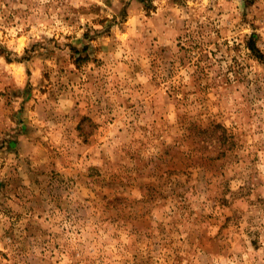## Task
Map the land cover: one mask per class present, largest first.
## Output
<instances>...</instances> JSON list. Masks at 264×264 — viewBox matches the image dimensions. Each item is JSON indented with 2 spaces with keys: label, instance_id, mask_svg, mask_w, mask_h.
<instances>
[{
  "label": "rangeland",
  "instance_id": "374dc122",
  "mask_svg": "<svg viewBox=\"0 0 264 264\" xmlns=\"http://www.w3.org/2000/svg\"><path fill=\"white\" fill-rule=\"evenodd\" d=\"M0 264H264V0H0Z\"/></svg>",
  "mask_w": 264,
  "mask_h": 264
}]
</instances>
